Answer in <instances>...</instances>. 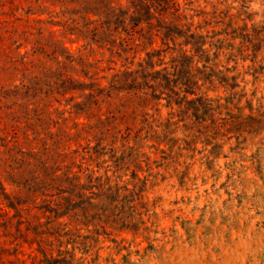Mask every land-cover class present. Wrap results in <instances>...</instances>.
<instances>
[{"label":"rangeland","instance_id":"obj_1","mask_svg":"<svg viewBox=\"0 0 264 264\" xmlns=\"http://www.w3.org/2000/svg\"><path fill=\"white\" fill-rule=\"evenodd\" d=\"M64 1L0 0V264H38L42 250L65 264H264V0H177L205 35L206 71L234 76L197 82L212 101L186 110L146 87L91 105L41 79H81V59L108 87L150 49L84 44L62 26L81 20ZM176 53H163L170 70ZM191 61L199 78L204 58ZM74 176L86 195L112 189L99 219L48 210Z\"/></svg>","mask_w":264,"mask_h":264},{"label":"trees","instance_id":"obj_2","mask_svg":"<svg viewBox=\"0 0 264 264\" xmlns=\"http://www.w3.org/2000/svg\"><path fill=\"white\" fill-rule=\"evenodd\" d=\"M68 3L78 5L77 11L70 9L69 13L81 15V20L69 16L72 23L66 24L67 21H65L62 26L69 34H74L79 40L84 41V44L105 46L117 55L132 51L135 56V47L141 42L144 46L148 44L150 49L145 50V55L137 62V68L131 69L130 66H125L122 69H117L111 75L108 81L111 83L108 87L101 86L97 83L98 80L90 81L91 76L81 59L79 60L81 68L76 72L82 74V80L79 77L67 76L60 71L53 70L48 71L47 76L41 77V79H47L48 82H61L60 87L64 93L79 91L80 96L84 94L89 98L88 102L91 105H98L100 98L111 96L112 90L120 93L129 92L135 87L139 89L146 87L152 90L157 99L166 93L164 98L168 105L173 103L179 107L184 105L186 110L190 107V103L202 104L212 101L207 97V94L198 95L195 92L193 87L197 82L227 83L229 78H234V76H217L212 67L209 68L210 71H206L209 58L205 35L192 27L193 23L190 19L194 14L188 13L177 0H126L125 3H121L119 0H66L62 2L63 5ZM187 9L189 8L187 7ZM155 38H159L161 45L165 47L152 46ZM209 45L211 46V43ZM167 50L177 52L175 56L171 57V70L164 62L163 53ZM194 54H200L205 61L202 64V76L199 78H195V75L190 73L192 70L191 59ZM67 59L69 63L74 60L66 55ZM39 79L37 78V80ZM79 82L81 85L86 84L85 82L89 83L87 86H81ZM192 94L195 97H190ZM84 104L86 103L84 102ZM84 104L83 102L75 104L77 114L84 112L86 107ZM197 109H194V113H197ZM35 160L40 161V157L37 156ZM88 178V182H90L92 176L88 175ZM97 178L95 177V179ZM70 185L72 186L68 190L70 195L61 196L54 201V207L49 206L48 208L49 211L54 212L55 219L70 212L72 215H81L83 218L97 217L99 219L104 215L103 212H97V206L103 196L107 197V193L112 191L110 187L103 190L102 185H97L98 192L90 191V195H86L85 190H90L92 186L82 183L81 178L76 176L72 177ZM58 193L57 191V197ZM73 197H76L77 201H74ZM96 199L99 200L95 201ZM57 228L58 231L62 230L59 225ZM65 233L67 234V232ZM59 243L61 245L62 241L59 240ZM42 251L44 258L39 260L38 264L66 263L64 257L62 259L47 256L45 251ZM58 254L61 252L59 251Z\"/></svg>","mask_w":264,"mask_h":264}]
</instances>
